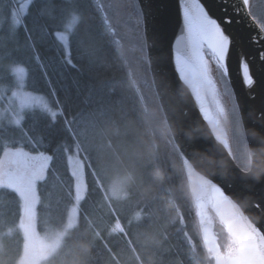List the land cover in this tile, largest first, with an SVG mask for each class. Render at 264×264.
Instances as JSON below:
<instances>
[{
  "label": "trees",
  "instance_id": "16d2710c",
  "mask_svg": "<svg viewBox=\"0 0 264 264\" xmlns=\"http://www.w3.org/2000/svg\"><path fill=\"white\" fill-rule=\"evenodd\" d=\"M100 1L113 33L92 0H78V5L77 0H30L20 25L12 23L14 0H0V93L15 86L11 67H24L25 89L42 94L58 113L53 120L43 109L33 108L24 113L19 125L1 124L0 153L4 143L14 142L13 146L19 143L29 153L22 163H35L30 157L41 153L50 157L44 180L37 182L39 231L60 228L67 219L74 181L66 150L77 147L85 155V192L78 204L77 221L65 239L78 236L91 243L88 264H213L204 249L182 162L171 137L163 150L156 146L160 155L145 154L147 128L158 120L151 110L155 107L163 114L150 78L137 2ZM250 7L258 20L264 21V0H250ZM72 9L80 21L68 32L65 49L56 32L64 29L61 21ZM54 16L59 24H47ZM141 73L146 75L147 85L141 81ZM211 74L225 103L230 101L226 106L229 129L240 154L231 152L245 168L246 149L231 90L217 65L211 66ZM139 130H144V137ZM157 162L167 166L168 176L154 199L142 198L140 189L152 182L150 173ZM117 179L123 180L127 196L115 197L109 192V185ZM161 196L174 200L179 214L161 243H148L147 237L158 231L154 209ZM0 211L5 214L0 217V260L13 264L23 240L16 227L18 198L10 190L0 189ZM137 213L141 219L129 224ZM211 214L216 230L218 221L213 211ZM117 219L124 230L113 233Z\"/></svg>",
  "mask_w": 264,
  "mask_h": 264
},
{
  "label": "water",
  "instance_id": "95a60500",
  "mask_svg": "<svg viewBox=\"0 0 264 264\" xmlns=\"http://www.w3.org/2000/svg\"><path fill=\"white\" fill-rule=\"evenodd\" d=\"M136 2L141 16L151 82L163 117L173 129L171 139L175 147L176 145L179 147L178 154L201 238L196 208L202 198L218 241L220 238V220L213 200L208 199L212 195V187H216L221 192L222 202L226 207L234 208L248 216L264 232V174L259 179L253 178L234 160L232 152L229 155L228 149L215 139L191 89L179 79V74L175 71V38L181 34L183 24L182 13L178 7L179 0H136ZM201 2L209 15L217 19L226 34L230 36L231 44L226 58L227 76H224L239 117L246 152L264 149V60L261 59L264 56V39H257L260 36L258 26L244 13L241 0H201ZM95 4L104 23L113 33L100 0H95ZM234 9H240V13L237 14ZM228 20L231 22L227 23ZM242 62L248 63L254 79V85L250 88L243 82ZM130 78L133 83L131 75ZM133 85L142 100L136 84ZM180 97L181 103L177 105L176 98ZM184 160L191 165V171L185 166ZM261 164H264V160L254 158L253 167ZM256 205H259V208ZM211 211L218 221L216 230ZM221 228L224 231L223 225ZM188 240L189 244L193 245L189 237Z\"/></svg>",
  "mask_w": 264,
  "mask_h": 264
},
{
  "label": "snow or ice",
  "instance_id": "6c2138e0",
  "mask_svg": "<svg viewBox=\"0 0 264 264\" xmlns=\"http://www.w3.org/2000/svg\"><path fill=\"white\" fill-rule=\"evenodd\" d=\"M78 5V0L77 4ZM244 13L251 21L257 24L260 36L257 39H264V21L258 20L250 7V0H241ZM179 10L182 13V32L175 38L174 61L175 71L179 74V79L189 85L195 99L199 102L200 112L203 118L211 127L212 134L225 149L229 146L228 133L225 122L229 119V114L224 105L218 99V91L215 80L211 76L209 60L206 53L210 54L212 60L218 68L223 70L227 76L226 58L229 52L231 40L224 28L209 15L205 5L201 0H179ZM25 11V5H21L19 11H14L12 23L20 25L22 20L19 13ZM239 14L240 9H234ZM80 21V16L73 10L70 22L66 25L65 33H57V38L67 44L68 32ZM139 22V15H138ZM230 23L231 21H226ZM264 60V56L261 57ZM71 64V59L67 60ZM241 73L243 82L249 88L254 85L253 76L250 73L247 62L241 63ZM12 74L17 81L24 84L27 72L24 67L17 66L12 69ZM136 84L133 72L129 73ZM141 81L147 85L146 75L140 74ZM137 91L139 86L136 84ZM27 103L35 102L42 109L50 112L53 120L57 116L56 111H52L44 102L42 97L29 96ZM17 125L21 120L15 121ZM239 124V117L236 119ZM241 137L243 133H240ZM4 143L2 153H0V189L10 190L18 198V222L16 227L22 234V256L19 264H44L46 257L53 251L59 242L60 234L53 235L49 240H45L39 234L36 227V208L39 203L37 182L43 181V170L48 167L50 157L43 153L30 157L35 163H22L24 157H29V153L24 152L19 143ZM179 152V147L176 145ZM181 158L183 159L182 154ZM185 166L191 171V165L184 160ZM82 173V165L79 160L73 162V175L79 176ZM122 187L117 185L113 188V196L121 197ZM83 197V192H79L77 200ZM209 200H216L213 193ZM259 208V205H256ZM227 234L226 243L222 246L218 237L213 231L211 217L203 198L198 201L196 215L199 218L200 231L204 242V249L208 254V260L214 264H264V232L248 216L241 214L234 208L227 207L218 213ZM5 214L0 211V217ZM141 219V213L135 214L132 221ZM182 220V217H181ZM76 222L75 210L69 219V227ZM123 225L119 219L112 225L111 232H123ZM166 239V236L164 237Z\"/></svg>",
  "mask_w": 264,
  "mask_h": 264
},
{
  "label": "clouds",
  "instance_id": "9594fccd",
  "mask_svg": "<svg viewBox=\"0 0 264 264\" xmlns=\"http://www.w3.org/2000/svg\"><path fill=\"white\" fill-rule=\"evenodd\" d=\"M181 103V97L176 98V104ZM153 117H158L155 124L149 123L147 128L148 138L143 140L145 145V154L147 155H160L156 153V146H159L161 150L164 149L165 143L169 140V137L173 134V129L169 126L166 118H164L157 108L151 110ZM141 137H144V130H139ZM261 158L264 160V149L246 152V167L245 171L250 173L255 179L264 174V164L253 167L254 158ZM152 182L140 189V195L142 198L154 199L158 188L166 180L168 176L167 166L162 162H157L150 173ZM129 182L132 181V174L127 176ZM128 192L122 186L121 197L127 196ZM157 213V219L159 221L158 231L150 234L147 237L148 243H161L163 234L166 230H169L173 224V221L179 214V209L175 207L174 200H168L165 197H160V202L154 209ZM68 233H62L58 244L55 249L49 253L47 264H88V258L91 255V243L78 236H72L71 239H65ZM0 264H5L3 260H0Z\"/></svg>",
  "mask_w": 264,
  "mask_h": 264
},
{
  "label": "rangeland",
  "instance_id": "374dc122",
  "mask_svg": "<svg viewBox=\"0 0 264 264\" xmlns=\"http://www.w3.org/2000/svg\"><path fill=\"white\" fill-rule=\"evenodd\" d=\"M104 1V0H103ZM15 2V11H19L20 6L23 4L25 5V11L24 12H20V18L26 13V10L28 8L29 2L30 0H14ZM78 14V12H77ZM79 15V14H78ZM66 25L64 24V29L61 33L66 32ZM61 43L63 44L64 48L67 49V44L65 45L64 42L61 41ZM68 43V40H67ZM206 59L209 60V66L211 68V66L216 65L215 62L212 60L210 54L206 53ZM14 67H17L16 65L11 67V72L12 69ZM212 76V74H211ZM14 77V81H15V86L13 89H11L8 93H0V125L5 123V124H9V125H17L15 123V121L17 119L22 120L24 113L26 111H29L33 108H40L42 109L38 104H36L35 102L32 103H27V99L29 96H39L42 97L44 102L48 105V107L52 110V111H56L57 112V108L46 98L44 97L42 94L39 93H31L28 90L25 89V82L23 85H21V83L19 81H17L16 77L13 75ZM214 79V77H212ZM215 80V79H214ZM216 82V81H215ZM217 86V83H216ZM217 91H218V99L220 101L221 104L224 105L225 109L227 110L226 106L227 104L230 103V101L227 99L226 103L224 101V99L221 96V90L220 88L217 86ZM44 110V109H43ZM46 111L50 116V112L47 110ZM229 114V111H227ZM230 117V116H229ZM230 119V118H229ZM228 119L227 122H225V128L226 131L228 133V139L230 145H231V150L234 153V155H239L240 154V147L239 145L237 146L236 143L234 142V137H233V133L231 132L230 128V120ZM233 137V139H232ZM244 138V137H243ZM245 144V141H244ZM47 156V155H45ZM66 156H67V162H68V166L69 169L71 171L72 177H73V181H74V193H73V200L69 205L68 208V212H67V219L65 221V223L63 224V226H61L60 228L57 229H52V230H41L39 231V234L41 235V237H43L45 240H49L53 235L55 234H61L62 233H67V231L74 225H72L71 227H69V219L70 217L73 215V210H75V217H76V221H77V213H78V204L79 201L81 200H77V196L79 192H83V196H84V192H85V165H88V161L87 158L85 157V155L80 151L79 148L75 147L71 150L67 149L66 150ZM48 157V156H47ZM27 159V158H26ZM79 160L81 165H82V173L79 176H74L73 175V162ZM45 169L43 170V174H44ZM123 181V180H122ZM121 181V179H117L116 183H111V185H109V192L112 194L113 193V188L117 185L119 186H123L124 184ZM126 190V189H125ZM113 195V194H112ZM76 223V222H75ZM22 256V248L20 251V254L18 256V258L14 261L13 264H19V260ZM49 255L46 257L44 264L46 263L47 259H48Z\"/></svg>",
  "mask_w": 264,
  "mask_h": 264
},
{
  "label": "bare ground",
  "instance_id": "6f19581e",
  "mask_svg": "<svg viewBox=\"0 0 264 264\" xmlns=\"http://www.w3.org/2000/svg\"><path fill=\"white\" fill-rule=\"evenodd\" d=\"M189 86V85H188ZM190 88V87H189ZM191 89V88H190ZM191 91H192V89H191ZM193 93V92H192ZM195 97V96H194ZM196 102H197V104H198V106H199V110H200V105H199V102L196 100ZM202 114V113H201ZM202 116H203V114H202ZM207 122V121H206ZM208 123V122H207ZM208 126L210 127V125L208 124ZM210 129H211V127H210ZM212 131V130H211ZM215 194L216 195V197H217V199L216 200H213V205H214V207H215V209H216V211H217V213H219V211H223V209H222V194H221V192L216 188V187H212V194ZM219 215V214H218ZM220 216V215H219ZM221 218V217H220Z\"/></svg>",
  "mask_w": 264,
  "mask_h": 264
},
{
  "label": "flooded vegetation",
  "instance_id": "af4514ba",
  "mask_svg": "<svg viewBox=\"0 0 264 264\" xmlns=\"http://www.w3.org/2000/svg\"><path fill=\"white\" fill-rule=\"evenodd\" d=\"M92 1H94V4H95V0H92ZM101 2V1H100ZM104 2L105 3H109V2H111V0H104ZM95 6H96V4H95ZM74 9H72V11H73ZM72 11H69V14H67L68 16H66V18L64 19V21L62 22L61 21V24H68L69 22H70V19H71V12ZM75 11V10H74ZM76 12V11H75ZM99 12V11H98ZM76 14H77V12H76ZM78 15V14H77ZM62 18V17H61ZM57 19H58V16H54V17H52V18H50V20H48V22L49 23H47V24H59V23H57ZM140 21H141V16H140ZM77 24V23H76ZM63 30H61V31H57L56 32V35H57V33H61ZM65 33V32H64Z\"/></svg>",
  "mask_w": 264,
  "mask_h": 264
},
{
  "label": "crops",
  "instance_id": "0c3cea01",
  "mask_svg": "<svg viewBox=\"0 0 264 264\" xmlns=\"http://www.w3.org/2000/svg\"><path fill=\"white\" fill-rule=\"evenodd\" d=\"M225 208H227L226 207V205L222 202V209L224 210ZM216 214H217V216H218V219L220 220V223H219V242L221 243V245L223 246L225 243H226V238H227V234H226V232H224L225 231V229H224V231H223V229L221 228V226L223 225L222 224V222H221V218H220V216L218 215V213H217V211H216ZM224 227V226H223ZM213 264H214V261H213Z\"/></svg>",
  "mask_w": 264,
  "mask_h": 264
}]
</instances>
